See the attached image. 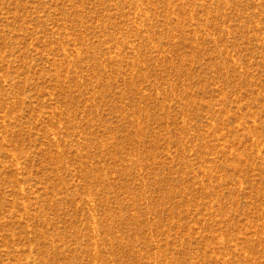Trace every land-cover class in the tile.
<instances>
[{
    "label": "rangeland",
    "instance_id": "obj_1",
    "mask_svg": "<svg viewBox=\"0 0 264 264\" xmlns=\"http://www.w3.org/2000/svg\"><path fill=\"white\" fill-rule=\"evenodd\" d=\"M0 264H264V0H0Z\"/></svg>",
    "mask_w": 264,
    "mask_h": 264
}]
</instances>
